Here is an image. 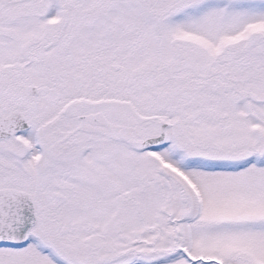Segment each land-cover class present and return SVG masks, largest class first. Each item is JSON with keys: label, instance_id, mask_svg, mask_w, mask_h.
I'll list each match as a JSON object with an SVG mask.
<instances>
[{"label": "snow or ice", "instance_id": "6c2138e0", "mask_svg": "<svg viewBox=\"0 0 264 264\" xmlns=\"http://www.w3.org/2000/svg\"><path fill=\"white\" fill-rule=\"evenodd\" d=\"M0 264H264V0H0Z\"/></svg>", "mask_w": 264, "mask_h": 264}]
</instances>
